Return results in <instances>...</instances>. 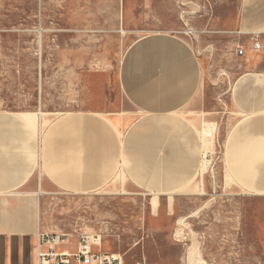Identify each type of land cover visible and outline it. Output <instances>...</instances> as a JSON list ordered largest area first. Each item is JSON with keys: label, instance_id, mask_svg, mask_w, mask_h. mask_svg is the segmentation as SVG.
Masks as SVG:
<instances>
[{"label": "rangeland", "instance_id": "obj_1", "mask_svg": "<svg viewBox=\"0 0 264 264\" xmlns=\"http://www.w3.org/2000/svg\"><path fill=\"white\" fill-rule=\"evenodd\" d=\"M240 2L127 0L132 17L159 19L158 31L183 37L200 62L205 99L196 178L167 196L142 192L119 175L91 195L44 192L38 214L44 232L99 234V250L121 255L124 264H264V197H256L264 195L243 190L224 157L239 119L231 86L246 71L264 73V25L239 30ZM78 3L0 0V110L18 114L35 130L64 113L120 108L118 70L135 38L109 31L120 12L112 0L100 7ZM182 20L193 37L183 35Z\"/></svg>", "mask_w": 264, "mask_h": 264}, {"label": "crops", "instance_id": "obj_2", "mask_svg": "<svg viewBox=\"0 0 264 264\" xmlns=\"http://www.w3.org/2000/svg\"><path fill=\"white\" fill-rule=\"evenodd\" d=\"M240 3L238 29L263 27L264 0ZM102 4L79 0L77 5ZM112 6L120 12L109 31L135 38L118 70V110L64 113L41 130L0 110V264H36L44 192L91 195L119 175L142 192L167 196L196 178L205 99L200 62L183 37L158 31L159 19L132 17L127 0H112ZM230 102L239 116L224 148L231 177L243 190L264 195V73L238 76Z\"/></svg>", "mask_w": 264, "mask_h": 264}, {"label": "built area", "instance_id": "obj_3", "mask_svg": "<svg viewBox=\"0 0 264 264\" xmlns=\"http://www.w3.org/2000/svg\"><path fill=\"white\" fill-rule=\"evenodd\" d=\"M184 36L196 33L182 20ZM257 47V39H250ZM236 55L242 57L244 51L238 47ZM36 264H124L119 254L103 253L99 250V234L80 233L75 236L38 231L36 235Z\"/></svg>", "mask_w": 264, "mask_h": 264}, {"label": "bare ground", "instance_id": "obj_4", "mask_svg": "<svg viewBox=\"0 0 264 264\" xmlns=\"http://www.w3.org/2000/svg\"><path fill=\"white\" fill-rule=\"evenodd\" d=\"M203 162H205V161H203ZM206 163V162H205ZM203 164V163H202Z\"/></svg>", "mask_w": 264, "mask_h": 264}]
</instances>
